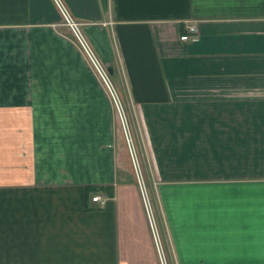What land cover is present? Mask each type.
<instances>
[{
	"label": "crops",
	"instance_id": "obj_1",
	"mask_svg": "<svg viewBox=\"0 0 264 264\" xmlns=\"http://www.w3.org/2000/svg\"><path fill=\"white\" fill-rule=\"evenodd\" d=\"M62 1L142 118L167 264H264V0ZM123 143L52 0H0V264H160Z\"/></svg>",
	"mask_w": 264,
	"mask_h": 264
},
{
	"label": "built area",
	"instance_id": "obj_2",
	"mask_svg": "<svg viewBox=\"0 0 264 264\" xmlns=\"http://www.w3.org/2000/svg\"><path fill=\"white\" fill-rule=\"evenodd\" d=\"M55 7L59 11L61 16L62 25L70 32L73 41L81 51L82 55L88 62L93 73L97 77L99 83L105 90L113 108L115 115L120 123L123 138L125 140L129 158L133 168L134 178L139 189V193L142 199L143 207L145 209L146 218L149 224L151 235L154 241L155 249L159 258L160 264H167L165 250L163 248L162 240L158 231L157 222L154 216L152 204L148 194L147 187L144 182L142 172L139 167L137 153L133 144V139L129 130V126L125 117L124 108L119 97L118 91L111 79L107 67L99 60L92 46L90 45L87 37L84 35L80 23L72 16L66 5L62 0H52ZM197 28L194 24L187 27V33L181 34L180 39L183 41L193 40ZM100 196L96 195L92 197V201H100Z\"/></svg>",
	"mask_w": 264,
	"mask_h": 264
},
{
	"label": "rangeland",
	"instance_id": "obj_3",
	"mask_svg": "<svg viewBox=\"0 0 264 264\" xmlns=\"http://www.w3.org/2000/svg\"><path fill=\"white\" fill-rule=\"evenodd\" d=\"M111 79L118 91V94H119V97L121 99V102H122V105H123V108H124V112H125V117H126V120H127V123H128V126H129V130H130V133H131V136H132V139H133V144H134V147H135V150H136V153H137V158H138V162H139V167H140V170L142 172V175H143V178H144V182H145V185L147 187V190H148V194H149V197H150V201H151V204H152V208H153V212H154V216H155V219H156V222H157V227H158V231H159V234H160V237H161V240H162V244H163V239H162V231H161V228L159 226V219H158V216L156 214V210L154 208V203L152 201V197H151V194H150V184H151V181L147 180L146 178V169H145V165H144V160L143 158H147V154H146V151H145V147H146V143H143L144 141V131H143V127H142V118L138 112V108L137 106L135 105V103H133L130 98H129V95L127 93V90L125 89V87L123 85H120V84H116L111 76ZM176 105L177 103H173V107L176 108ZM171 107V108H173ZM162 114V115H161ZM160 115H157V116H154L156 118L157 121L159 122H165L163 121L164 119H169L171 118V116L167 115V112L166 113H161ZM115 118H116V121H117V125L119 128L120 127V123L118 121V118L117 116L115 115ZM174 122L176 123V116L174 117ZM123 135V134H122ZM125 142V140H124ZM123 145H125V148H126V151H127V156H128V160H129V164H130V167L132 169V172H133V168H132V164H131V161H130V158H129V154H128V150H127V146H126V143H123ZM144 155V157H143ZM147 161V160H146ZM147 165V169L148 171H151V166L150 164L146 163ZM164 248V246H163ZM165 250V249H164Z\"/></svg>",
	"mask_w": 264,
	"mask_h": 264
}]
</instances>
